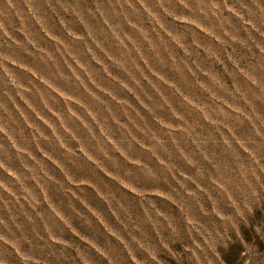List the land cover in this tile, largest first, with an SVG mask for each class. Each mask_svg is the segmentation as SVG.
<instances>
[{"label": "rangeland", "instance_id": "obj_1", "mask_svg": "<svg viewBox=\"0 0 264 264\" xmlns=\"http://www.w3.org/2000/svg\"><path fill=\"white\" fill-rule=\"evenodd\" d=\"M0 264H264V0H0Z\"/></svg>", "mask_w": 264, "mask_h": 264}]
</instances>
